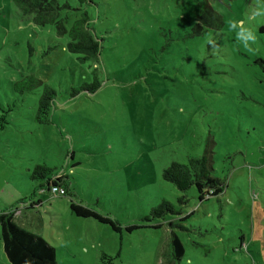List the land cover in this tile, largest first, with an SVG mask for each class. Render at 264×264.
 <instances>
[{
  "label": "rangeland",
  "instance_id": "obj_1",
  "mask_svg": "<svg viewBox=\"0 0 264 264\" xmlns=\"http://www.w3.org/2000/svg\"><path fill=\"white\" fill-rule=\"evenodd\" d=\"M200 1L85 6L101 39L100 87L70 98L71 87L90 80L93 61L59 52L44 76L56 89L51 123L38 124L41 86L22 94L12 87L19 69L36 74L26 69L35 59L24 48L29 27L11 0H0V210L16 206L13 220L49 242L57 264H264V0L212 3L222 28L191 37ZM205 149L225 189L198 202L191 187L194 197L179 205L181 192L161 171ZM37 163L66 172L73 199L118 230L76 216L62 194L40 191V203L24 208L18 200L35 186ZM161 198L183 210L171 220L193 211L187 230L176 229L184 246L176 262L168 218L155 219L159 228L144 221ZM0 264H9L1 240Z\"/></svg>",
  "mask_w": 264,
  "mask_h": 264
},
{
  "label": "trees",
  "instance_id": "obj_2",
  "mask_svg": "<svg viewBox=\"0 0 264 264\" xmlns=\"http://www.w3.org/2000/svg\"><path fill=\"white\" fill-rule=\"evenodd\" d=\"M222 1H200L189 36L195 37L208 29L220 30L222 28V16L212 5V3ZM249 1L246 0V2ZM11 2L16 7L18 18L29 27L24 48L29 57L36 59L32 60L29 67H26L28 71L36 72V74L27 73L23 75L19 69L20 79L12 81V87L15 92L22 94L41 86L34 120L38 124H49L51 123L50 114L56 89L45 80L44 76L49 73L50 64L60 61L61 54L59 52L63 54L69 52L76 55L75 60L78 63L93 61L90 80L71 87L70 98L81 92L94 93L100 87L98 63L101 53V39L92 29L88 12L85 9V6L91 5L93 0H76L75 4L69 0H11ZM48 29L53 31L52 35L39 32ZM259 30L264 31V26H261ZM62 38L64 42H61ZM15 43H20V40L16 39ZM53 53H55L54 56ZM50 56L54 58L50 59ZM48 59L50 60L47 61ZM257 61L264 73V61L262 59ZM212 161L211 152L205 149L200 155L189 156L186 162L172 161L162 169V178L172 183L181 192L177 197L179 205L185 202L184 197L186 195L187 197H194L187 194L191 187L195 188L198 202L218 197L224 191L223 180L213 175ZM30 179L35 183V186L26 197L18 200V203L22 204L24 208H33L34 205L40 203V199L36 198L40 191L51 193V189L56 187L62 189V195L69 198V208L76 216L93 218L98 222L109 224L114 230H118V225L110 216L101 214L94 208L78 203L73 199L74 192L66 172L60 174L56 167L46 163H37L30 171ZM15 208L16 206H10L0 210V240L8 263L57 264L56 249L49 242L40 235L16 224L13 220ZM182 212L181 207L175 206L172 201L166 198H161L144 216V221L148 222L146 226L153 228L161 227L162 223H154L155 219L168 218L170 257L175 262L179 261L184 254V246L176 229L187 230L183 223L193 215V211H190L183 217H176L177 219L171 220ZM136 227L139 225H131L126 229L131 230Z\"/></svg>",
  "mask_w": 264,
  "mask_h": 264
},
{
  "label": "built area",
  "instance_id": "obj_3",
  "mask_svg": "<svg viewBox=\"0 0 264 264\" xmlns=\"http://www.w3.org/2000/svg\"><path fill=\"white\" fill-rule=\"evenodd\" d=\"M51 193L63 194V190L62 189H58L56 187H53L51 189Z\"/></svg>",
  "mask_w": 264,
  "mask_h": 264
},
{
  "label": "crops",
  "instance_id": "obj_4",
  "mask_svg": "<svg viewBox=\"0 0 264 264\" xmlns=\"http://www.w3.org/2000/svg\"><path fill=\"white\" fill-rule=\"evenodd\" d=\"M14 218V217H13ZM3 248V247H2Z\"/></svg>",
  "mask_w": 264,
  "mask_h": 264
}]
</instances>
